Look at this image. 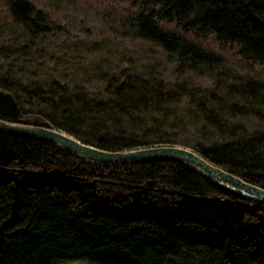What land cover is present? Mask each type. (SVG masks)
Instances as JSON below:
<instances>
[{"label": "trees", "instance_id": "trees-1", "mask_svg": "<svg viewBox=\"0 0 264 264\" xmlns=\"http://www.w3.org/2000/svg\"><path fill=\"white\" fill-rule=\"evenodd\" d=\"M119 13L132 32L182 62L264 72V0H81ZM25 28L47 29L29 0H7ZM111 95L37 94L25 111L0 81V117L49 125L108 150L176 144L154 105L159 85L119 79ZM184 146V145H183ZM264 187V130L192 147ZM264 264V203L241 199L170 160L101 165L0 131V264Z\"/></svg>", "mask_w": 264, "mask_h": 264}, {"label": "rangeland", "instance_id": "rangeland-1", "mask_svg": "<svg viewBox=\"0 0 264 264\" xmlns=\"http://www.w3.org/2000/svg\"><path fill=\"white\" fill-rule=\"evenodd\" d=\"M47 29L25 28L0 0V81L15 84L25 111H43L37 94L52 90L111 95L119 79L157 83L173 98L154 105L164 132L178 145L196 147L264 130V72L233 62H182L156 42L136 36L119 13L81 0H29ZM61 264H88L72 261Z\"/></svg>", "mask_w": 264, "mask_h": 264}, {"label": "water", "instance_id": "water-1", "mask_svg": "<svg viewBox=\"0 0 264 264\" xmlns=\"http://www.w3.org/2000/svg\"><path fill=\"white\" fill-rule=\"evenodd\" d=\"M0 131L48 142L72 153L81 160L101 164H122L170 160L188 166L216 187L241 199L264 203V187L215 164L196 150L178 144H155L120 150H108L86 143L56 127L12 121L0 117Z\"/></svg>", "mask_w": 264, "mask_h": 264}]
</instances>
